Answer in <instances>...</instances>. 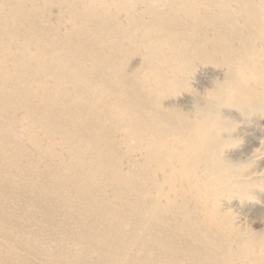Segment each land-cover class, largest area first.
Wrapping results in <instances>:
<instances>
[{
	"label": "bare ground",
	"instance_id": "obj_1",
	"mask_svg": "<svg viewBox=\"0 0 264 264\" xmlns=\"http://www.w3.org/2000/svg\"><path fill=\"white\" fill-rule=\"evenodd\" d=\"M126 1L110 0L113 14L106 13V4L96 9L90 2H84L80 25L75 26V17H71L72 26L67 30V36L74 34L78 44H91L92 30H101L111 21L112 26L107 31L110 45H116L119 40L116 52H125L136 34L120 25L117 15L123 12L126 24L143 26L139 37L143 45L142 63L131 71L132 75L114 73L113 89H108L109 98L93 95L90 89H94V85L86 90L60 88L68 74L62 71L65 64L55 59L57 71L50 75L54 80L51 91L41 88L35 95V89L28 86L17 89L0 85V104L15 103L22 112L21 119H31L22 129L37 149L53 153L54 143L64 145L66 160L59 154H52L61 165L46 164L47 176L65 180V190L73 199L79 200L87 212H97L109 221L104 227L77 221L73 231L76 243L88 247L85 254L99 253L88 264H179L177 258L162 256L172 244L164 236L157 234L148 242L142 238L141 231L150 230L146 228L149 222L156 220L161 211L174 207L187 222H193L192 214L199 207L203 221L211 222L207 233L201 231L202 235L212 231L221 235L227 227L224 211L215 204H207L201 187L209 182L204 188L208 191L219 181L230 185L219 180L220 177L210 182V178L196 172L224 176L225 169L218 163L221 159L219 134L224 127L220 117L230 118L232 114L228 110L220 113V106L227 99L253 103L264 95V81L261 90L255 87L258 80H264V0H228L247 21H244V33L235 28L234 16L226 0H133L130 4ZM137 3H141L142 8L136 15L133 9ZM10 11L16 13L18 6L11 4ZM179 11L187 15L185 34L176 28ZM248 16H254L260 24L258 31H250L249 25L254 22ZM144 17L146 21L136 23ZM114 55L115 51L111 50L107 57ZM100 58L98 54L95 60ZM32 60L36 65L41 64L38 55L32 56ZM14 63L20 69L23 66L21 56H16ZM195 64L210 74L206 81L210 88L208 95H204L205 91L197 97L165 100L179 85V77ZM41 70L49 73V68L42 65ZM72 74L69 80L73 87H79L80 80L93 75L98 79L97 84H103L101 74L93 67L73 65ZM21 119L11 123L20 124ZM103 122L118 129L121 138L106 133ZM37 128L49 139L47 147L40 145ZM126 142L134 145L127 147ZM4 143L15 151L19 149L17 142L10 141L0 126V147ZM123 158H126L125 166ZM97 184L106 189L93 195L97 192ZM107 191L111 200L105 198ZM121 194H132L133 198H128L127 202ZM190 201L191 209L188 207ZM108 202L119 207L130 206L132 216L116 217L118 214L108 208ZM124 223L133 224L134 230H123ZM232 227L228 228L229 233L236 228ZM195 238L191 240L193 243H187L189 259L199 264H223L217 257V250L222 246L218 239ZM139 239L143 242L144 255L133 256L129 249ZM153 240L163 242L164 249L159 255L148 256L145 253L152 249ZM224 257L227 260L228 255Z\"/></svg>",
	"mask_w": 264,
	"mask_h": 264
},
{
	"label": "rangeland",
	"instance_id": "obj_2",
	"mask_svg": "<svg viewBox=\"0 0 264 264\" xmlns=\"http://www.w3.org/2000/svg\"><path fill=\"white\" fill-rule=\"evenodd\" d=\"M226 1L234 16L235 28L244 33L245 20L239 16L233 3ZM84 2H90L96 9L100 4H106V13L113 14L110 0H0V85H11L17 89L28 86L35 89V95L40 93L41 88L51 91L54 80L50 75L57 71V59L59 63L65 64L62 71L68 74L60 88L66 86L86 90L94 85V89H90L94 91L93 95L101 99L109 98L108 89H113L111 78L114 73L132 75L131 71L142 63L143 45L139 37L143 26L126 24L123 12L117 15L120 25L136 34L135 40L127 44L125 52H116L120 46L119 40L117 46L110 45L107 31L112 26L111 21L101 30H92L89 37L91 44H78L74 34L67 36V30L72 26L71 17H75V26L80 25V12ZM126 2L130 4L133 0ZM11 4L18 6L16 13L11 14ZM141 8V3L135 4L133 13L137 15ZM248 18H252L254 22L249 25L250 31H258L260 24L255 17ZM146 20L144 17L136 23ZM177 23V30L181 34L187 33V15L179 11ZM111 50L115 51V55L109 58L107 55ZM98 54L101 58L96 61ZM34 55L39 56L41 64L34 63ZM16 56H21L23 61L20 69L14 63ZM41 65L49 68V73L43 72ZM73 65L95 68L101 74L103 84H97L98 79L93 75L79 83L75 81L79 87H73L69 80V76L73 77ZM203 68L195 64L182 74L178 79L179 85L167 94L165 100L171 102L184 96L197 97L205 91L206 95L210 91L206 82L210 74L205 73ZM216 69L223 70L222 67ZM263 81V78L257 81V90H261ZM36 100L38 98H35V102H38ZM219 109L220 113L228 110L232 114L230 118L226 115L225 119L220 117L224 127L219 134L221 159L218 163L225 169L224 176L211 173L204 175L200 171L196 174L210 180L220 177L219 180L230 185L228 187L219 181L208 191H204V188L209 182L201 187L202 197L207 204H215L224 211L228 219L227 227L221 233L222 237L213 231L202 235L201 231L205 230L204 233H207L211 222L203 221V212L199 207L192 214L193 222L183 220L176 207L167 208L158 214L156 220L148 223L146 228L150 230L141 231V235L148 242L157 234L164 236L172 244L162 256L177 258L179 264H199L195 259L187 257V243H193L191 240H195V237L218 239L222 246L221 250H217V257L223 264H264V95L253 103L227 99ZM21 116L22 112L15 103L9 102L5 106L0 104L2 131L10 141H16L19 145L17 151L7 143L0 147V264H88L99 253L85 254L88 247L76 243L73 231L77 221L92 223L96 227H104L109 221L97 212H87L79 200L73 199L68 190H65V180L47 176L46 164L53 167L61 165L52 154H59L66 160L65 147L61 143H54L53 153L37 149L31 143L29 134L22 129L31 123V119H21ZM19 119L20 124L11 123ZM103 124L106 133L121 138L118 129H114L109 123ZM35 132L39 136L40 145L47 147L49 139L44 137L40 128ZM133 145L126 142L127 147ZM126 146L123 145L122 149L125 150ZM125 161L126 158H123V166L126 165ZM148 181L149 179L147 183ZM95 188L97 192H93V195L106 189L102 184H97ZM164 190H167L166 186ZM121 195L127 202L128 198H133L132 194ZM105 198L111 200L109 191ZM176 200L180 202V198ZM162 202L164 203L163 200ZM226 203L228 207L225 206ZM107 204L110 210L118 214V218L125 214L132 216L130 206L119 207L110 205V202ZM192 206L190 201L189 209ZM233 225L236 228L229 233L228 228H233ZM132 226L124 223L122 229L134 230ZM151 247L145 253L148 256L159 255L160 250L164 249L160 240L151 241ZM143 248V242L139 239L129 251L133 256L144 255ZM225 254L228 255L227 260Z\"/></svg>",
	"mask_w": 264,
	"mask_h": 264
}]
</instances>
